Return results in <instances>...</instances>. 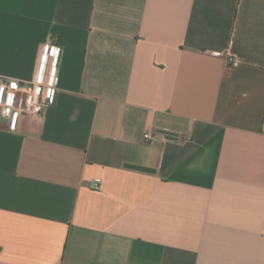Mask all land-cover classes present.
Masks as SVG:
<instances>
[{
	"label": "crops",
	"instance_id": "obj_1",
	"mask_svg": "<svg viewBox=\"0 0 264 264\" xmlns=\"http://www.w3.org/2000/svg\"><path fill=\"white\" fill-rule=\"evenodd\" d=\"M43 44L44 117H0V264H264V0H0V78Z\"/></svg>",
	"mask_w": 264,
	"mask_h": 264
},
{
	"label": "built area",
	"instance_id": "obj_2",
	"mask_svg": "<svg viewBox=\"0 0 264 264\" xmlns=\"http://www.w3.org/2000/svg\"><path fill=\"white\" fill-rule=\"evenodd\" d=\"M60 48L53 44L40 46L34 66L33 77L27 84L0 78V117L6 121L7 130L16 132L20 119L25 116L41 119L49 106L45 91L51 87L58 64ZM236 67L238 61L228 62ZM146 141L152 139L151 133L144 135ZM94 189L100 187L91 184Z\"/></svg>",
	"mask_w": 264,
	"mask_h": 264
}]
</instances>
